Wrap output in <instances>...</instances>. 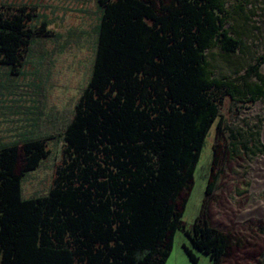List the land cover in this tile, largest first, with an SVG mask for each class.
<instances>
[{
    "label": "trees",
    "instance_id": "16d2710c",
    "mask_svg": "<svg viewBox=\"0 0 264 264\" xmlns=\"http://www.w3.org/2000/svg\"><path fill=\"white\" fill-rule=\"evenodd\" d=\"M91 78L67 125L63 166L46 195L25 199V175L49 158L48 138L0 139V264H167L206 139L222 130L231 84L208 70L225 28L222 0H98ZM36 7L0 6V61L21 67ZM261 93V91H259ZM213 190V184L207 194ZM194 264H222L229 238L198 217L185 230Z\"/></svg>",
    "mask_w": 264,
    "mask_h": 264
},
{
    "label": "rangeland",
    "instance_id": "374dc122",
    "mask_svg": "<svg viewBox=\"0 0 264 264\" xmlns=\"http://www.w3.org/2000/svg\"><path fill=\"white\" fill-rule=\"evenodd\" d=\"M222 1L225 28L240 47L226 52L216 42L206 60L211 75L232 87L219 105L221 133L212 127L193 185L180 198L186 202L184 230L177 232L167 264H194L184 231L198 217L228 236L222 264H264V216H242L264 202V188L254 190L249 176L264 155V0ZM1 5L36 7L34 23H46L52 33L33 40L21 67L0 61L1 142L44 137L51 151L38 170L25 175L27 199L46 195L63 166V134L91 78L101 11L98 0H0ZM194 253L198 264H211L209 257Z\"/></svg>",
    "mask_w": 264,
    "mask_h": 264
},
{
    "label": "bare ground",
    "instance_id": "6f19581e",
    "mask_svg": "<svg viewBox=\"0 0 264 264\" xmlns=\"http://www.w3.org/2000/svg\"><path fill=\"white\" fill-rule=\"evenodd\" d=\"M263 139H264V129H263ZM249 176L253 180L254 190H261L264 188V155L255 161ZM251 213L264 216V202H259L256 203L254 206H251L249 208V211L245 212L242 216L246 217Z\"/></svg>",
    "mask_w": 264,
    "mask_h": 264
}]
</instances>
